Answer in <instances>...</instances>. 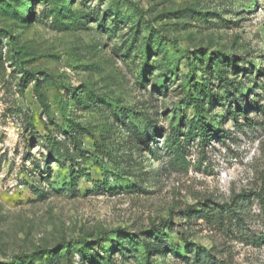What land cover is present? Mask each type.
Returning a JSON list of instances; mask_svg holds the SVG:
<instances>
[{"label": "rangeland", "instance_id": "obj_1", "mask_svg": "<svg viewBox=\"0 0 264 264\" xmlns=\"http://www.w3.org/2000/svg\"><path fill=\"white\" fill-rule=\"evenodd\" d=\"M263 109L264 0H0V264H264Z\"/></svg>", "mask_w": 264, "mask_h": 264}, {"label": "trees", "instance_id": "obj_2", "mask_svg": "<svg viewBox=\"0 0 264 264\" xmlns=\"http://www.w3.org/2000/svg\"><path fill=\"white\" fill-rule=\"evenodd\" d=\"M195 78V77H194ZM194 88L198 89V93H189V99L192 104V107L194 109V112L196 114L197 118H192L188 122V132L184 135L185 141H190L195 136H198L201 138L202 142H206V139H209V135L212 134H218L219 128L213 125H206L204 122V115L207 112V109L204 107V99L206 98V94L210 93V87L208 83H204L203 79L201 82H197V80H193ZM202 97V98H201ZM264 110V109H263ZM241 109L239 108L234 113H232V119L237 121V115L240 114ZM229 130H220V133H222V136H225L228 134ZM178 132L175 133L173 138L167 137L165 138L164 144L166 148L169 150V152L176 157L180 161V163L186 164V150L184 149V146L182 144L184 142H181L178 138ZM146 146H148L147 141ZM149 147V146H148ZM264 179V176H263ZM257 196L260 198V200H264V197L260 195V193L257 194ZM264 207V203H263ZM185 216L188 218H191V216L194 214H191L190 212H183ZM199 217L203 218L207 222L212 221H220L224 222L225 213L227 215L234 214L237 217H240L241 207L238 205H231V206H224L218 203L212 202L211 204H201L200 210L198 212H195ZM157 231V230H155ZM187 246L190 244H186ZM193 249L191 251H195V264H228L225 260H219L217 259L210 251H208L205 248H202L199 245H193ZM190 249V248H188ZM203 252L204 256L200 257L199 253ZM204 261V262H203ZM109 263V262H108Z\"/></svg>", "mask_w": 264, "mask_h": 264}]
</instances>
